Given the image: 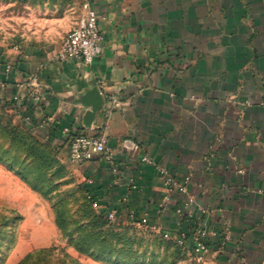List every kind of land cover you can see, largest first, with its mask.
<instances>
[{
  "label": "crops",
  "instance_id": "0c3cea01",
  "mask_svg": "<svg viewBox=\"0 0 264 264\" xmlns=\"http://www.w3.org/2000/svg\"><path fill=\"white\" fill-rule=\"evenodd\" d=\"M84 1L32 0V39L0 34V107L68 159L64 128L105 138L113 164L100 155L73 166L120 221L147 217L173 237L206 227L207 264H264V0H88L104 36L90 67L57 59ZM93 88L104 106L86 129L77 100ZM113 98L123 105L112 109ZM43 120L53 123L40 129ZM145 156L193 174L201 221L180 223L179 195L160 208L165 189Z\"/></svg>",
  "mask_w": 264,
  "mask_h": 264
},
{
  "label": "rangeland",
  "instance_id": "374dc122",
  "mask_svg": "<svg viewBox=\"0 0 264 264\" xmlns=\"http://www.w3.org/2000/svg\"><path fill=\"white\" fill-rule=\"evenodd\" d=\"M6 33L32 39V0H0ZM16 114L0 107V264H197L133 223L95 227L97 207L67 150L39 140Z\"/></svg>",
  "mask_w": 264,
  "mask_h": 264
},
{
  "label": "built area",
  "instance_id": "2783aa9c",
  "mask_svg": "<svg viewBox=\"0 0 264 264\" xmlns=\"http://www.w3.org/2000/svg\"><path fill=\"white\" fill-rule=\"evenodd\" d=\"M104 36L101 30V18L98 17L91 3L85 0L82 3V11L78 19L75 21L73 29L67 34L62 41L61 49L57 55V59L61 62L79 61L84 66L90 67L94 63L96 57L103 53ZM15 51L21 52L19 45L13 47ZM10 68H8L9 71ZM36 80H33L35 83ZM35 98L39 102L44 100V95L39 87L35 85ZM112 109L123 105L117 98L112 100ZM21 107V106H20ZM19 109V107H16ZM50 120H43L39 124L40 129H44L51 125ZM78 125V124H77ZM78 126L73 128H64L62 133L67 138L69 149V161L72 165L78 166L86 162L92 161L96 157L103 155L104 158L113 164L114 153L107 148V141L103 137H97L89 134H77ZM142 163L152 166L165 189L163 202L160 205L162 210L170 207L173 195L182 196L181 202L176 203L175 212L182 224H190L195 219L196 200L189 193V187L193 181V174L189 173L184 178H178L168 169L155 164L151 158L145 156ZM136 188L135 184H132ZM198 221L202 216L208 213V210L199 207ZM107 219L110 222H116L118 219V210L112 208L107 212ZM129 222L144 229L146 232L157 234L162 238L174 241L179 246L187 248L190 242L192 249L190 253L197 264H207V258L211 252L209 240L213 233L206 227H194L190 230H180L175 237L170 232H164L157 224H151L147 217L138 219L133 213L130 215ZM231 240L230 230L226 231L223 242Z\"/></svg>",
  "mask_w": 264,
  "mask_h": 264
},
{
  "label": "water",
  "instance_id": "95a60500",
  "mask_svg": "<svg viewBox=\"0 0 264 264\" xmlns=\"http://www.w3.org/2000/svg\"><path fill=\"white\" fill-rule=\"evenodd\" d=\"M77 103L81 105L84 110L83 126L86 129L92 128V124L104 106V97L98 88L89 90L86 94L78 98Z\"/></svg>",
  "mask_w": 264,
  "mask_h": 264
},
{
  "label": "trees",
  "instance_id": "16d2710c",
  "mask_svg": "<svg viewBox=\"0 0 264 264\" xmlns=\"http://www.w3.org/2000/svg\"><path fill=\"white\" fill-rule=\"evenodd\" d=\"M4 110H12V108L10 107V106H4V107H2ZM77 134H79L78 132H77ZM34 136V135H33ZM35 137H36V135H35ZM34 137V138H35ZM38 138V137H37ZM81 189H82V191L84 192V194H85V197L87 198V200L89 201V204L91 205V204H95L96 205V207H97V203H96V200H95V197L93 196V195H91V191H90V189H89V187L88 186H85V185H83L82 184V186H81ZM107 212H108V209H101V208H99V207H97V211L95 212V218H94V220H95V227H98V228H102V227H109V228H115V227H120V228H124V229H126V228H130V227H134V226H130L129 227V225L128 226H124L123 224H124V222H122V221H120V220H117L116 222H110L108 219H107ZM97 223V224H96ZM126 223H131V222H126ZM117 225V226H116ZM83 227V226H82ZM161 237V236H160ZM97 241V239L94 241V242H96ZM172 243H174L177 247H179V248H181V249H183V250H187V248H185V247H183V246H179V245H177V243L176 242H174V241H172ZM102 259H104V260H106L107 258L105 257V256H102L101 257ZM73 262V261H72Z\"/></svg>",
  "mask_w": 264,
  "mask_h": 264
}]
</instances>
